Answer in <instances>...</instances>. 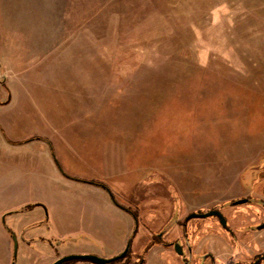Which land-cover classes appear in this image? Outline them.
<instances>
[{
	"label": "rangeland",
	"instance_id": "rangeland-1",
	"mask_svg": "<svg viewBox=\"0 0 264 264\" xmlns=\"http://www.w3.org/2000/svg\"><path fill=\"white\" fill-rule=\"evenodd\" d=\"M45 3H27V18L5 23L18 29L6 39L11 54H1L0 45V80L9 79L14 70L16 79H27L21 94L54 100L37 103L38 112L31 114L24 105L32 110V102L0 113V125L10 140L48 134L54 148L47 158L34 151L40 147L37 142L10 146L0 141V264H12L15 245V264H44L55 249L113 256L118 245L123 249L128 242L125 226L133 225L116 205L139 212L142 227L157 228L185 208L252 197L232 207L231 213L256 224L252 217L261 213L264 201V0ZM208 6L223 10L221 21H202ZM39 11L41 19L30 15ZM2 23L0 34L6 30ZM33 31L45 54H29L26 47L34 45L27 36ZM74 46L82 52L97 51L112 63L114 85L123 88L142 71L152 84L145 96L104 106L114 117L118 111L120 129L106 125L97 134L102 150L98 142L94 151V143L88 145L76 133L77 126L52 129L71 119L63 115L64 85L52 91V83L49 89L41 84L44 70H25L28 63L23 60L29 56H51L50 64L57 65L84 61ZM56 71L47 70L48 76ZM5 96L6 87L0 85V98ZM52 104L63 117H49ZM47 105L50 115L43 110ZM138 115L147 118L145 132L130 129ZM32 204L39 206L23 211ZM194 222L207 225L209 219ZM257 240L264 242V233Z\"/></svg>",
	"mask_w": 264,
	"mask_h": 264
},
{
	"label": "crops",
	"instance_id": "crops-1",
	"mask_svg": "<svg viewBox=\"0 0 264 264\" xmlns=\"http://www.w3.org/2000/svg\"><path fill=\"white\" fill-rule=\"evenodd\" d=\"M40 1L41 0H37V1L33 0V1L28 2L26 0H19V2L12 3L13 1H10V0H0V23L4 22L2 24H3V27L6 28L4 34H0V45H4V48L1 49L2 51L1 54H11V52H6L7 51L6 46L8 45V42L6 39L7 37H12L10 32L18 31V29L16 30L11 29V28H17V26L9 27L8 25L6 26L5 23L6 22L9 23L10 21H15L16 23V22H19L18 20L20 18H27L26 16L28 15H23L25 14L23 7L27 5V3L28 4L30 3V5H33L35 3L36 5L39 6ZM9 5H12V6H9ZM45 5L46 7H49V6L52 7L53 0L52 1L46 0ZM12 8L14 9V13H11ZM215 9H216L215 7L208 6L205 12V17L204 19H202V21H206L208 23L211 22V19H213V21L214 19H216L217 21H221L219 16L223 10L222 9L215 10ZM197 12H201V10L198 8ZM41 14L42 13L39 11V13L37 14H30V15L41 19L40 18ZM12 15H14V17ZM213 27L214 26H210V28H213ZM210 28H208V30ZM28 34H32V35L27 36V38L30 41H32V44L34 45L33 47L32 46L26 47V48L31 49V52L29 54L30 55L33 53L45 54L44 49L41 50L40 49L41 45L36 41V38L39 37L37 32L33 31L32 33H28ZM3 38H4V44L1 43L3 42ZM20 47H22L21 44H20ZM14 48H17V46H14ZM74 49L76 53H78L79 56L83 55L84 61H81V60L78 62L64 61L63 64L57 65L56 63L50 64V62L52 61V58H54L51 56H48V57L46 55L31 56V57L29 56V58H26L25 60H23L24 63L25 62L28 63V65H25V68H26L25 70L26 71L28 70V73L29 72L34 73L38 70H41V71L44 70L45 72L42 71L43 74L40 77L41 84L44 85L47 89H49L50 83H52L53 85L52 91L55 90L59 84L64 85V88L61 94H64L65 97H67V99H66V105H65V112L63 113V115L69 116L71 119L64 121L62 124L58 125L57 127H52V129L56 132V131H59L60 129H65L67 125L69 127L77 126L78 130L76 131V133L82 136V138L85 141H88V145L92 146L94 143L93 145L94 151H97L98 142H99L98 146L102 150L104 144L102 143L101 138H100V141H97V134H99L104 128V126L106 125H109L110 127L115 126L118 130L120 129V123H118V118H117V116H119L118 111H115L117 115L114 117L111 111L109 110L104 111V106L114 107L115 103H119V104L122 103L124 105L125 103H128L131 99H133L134 97H138V95H143L145 88L147 86L149 87V85L152 86V84L150 82V79L145 77L144 71H142V73H138L137 78L132 77L125 84L123 88H121L122 85H119V84L114 85L112 84L113 83L112 75H113V70L115 67L113 68L112 63L103 60L102 59L103 57L100 54H98L97 51L95 52L93 51L89 53L86 50H83L82 52L81 48H77L76 46H74ZM227 52L229 53V50ZM68 55H70V53ZM87 55H89L90 57L88 61H86ZM1 58L2 57H0V59ZM0 66L2 65L0 64ZM48 66H49V69H48ZM51 68L56 69L57 71L55 74L48 76L49 72H47V70H50ZM12 71H13L12 76L9 79H6V77L4 76V79L0 80V85H5L6 91H7V96H5V98L3 99L0 98V113L1 112L6 113L9 110H13L16 107H19L20 103H31L32 102V107H31L32 110H30V107L28 105H24L25 110L28 111L29 114H31L32 112H38L39 107L37 103L54 101L44 95L37 96L33 92L28 93V94H24V93L21 94V92H19V89L20 88L22 89L25 86L27 79L22 82L19 81L18 79H16L17 73H15L14 70ZM35 82L38 83L39 81L36 80ZM114 83H118V82H114ZM54 84H56V86H54ZM160 97H161V94H159V98ZM48 108L50 107H48L47 105L46 107L43 108V110L48 111L49 115L51 114L49 110H52L53 116L44 114L45 118H47L48 116L51 118L52 117L54 118L63 117L59 113L55 112V109H56L55 104H52L49 110ZM129 118H130L129 121H131V117ZM138 118L139 119L137 120L135 124H133L132 122V124L130 125V129H132L133 127V129H135L136 132H139V131L145 132L146 124L144 122L147 118L143 119L145 118V115L143 116V118L138 115ZM70 136L73 137V134H70ZM66 137H67V133H66ZM0 141L10 146H19V145L27 144L29 142L31 143L37 142L40 144V147L34 151L36 152V154H39V155L43 153L44 156L47 158L52 157V152L54 150L53 143L50 137L48 136V134L45 135L44 137H39V138L33 137L23 142L22 141L14 142L10 140V138L6 134L5 129L1 125H0ZM40 141H45V142H40ZM65 177H67L68 179H73V180L78 181L77 178H72L70 176H65ZM95 187H97V189L101 193H104V189H102L103 190L102 191L101 188H99L98 186H95Z\"/></svg>",
	"mask_w": 264,
	"mask_h": 264
},
{
	"label": "flooded vegetation",
	"instance_id": "flooded-vegetation-1",
	"mask_svg": "<svg viewBox=\"0 0 264 264\" xmlns=\"http://www.w3.org/2000/svg\"><path fill=\"white\" fill-rule=\"evenodd\" d=\"M240 200L247 203L252 201V197ZM235 202L231 200L190 211L185 208L157 228L142 227L139 212L116 205L123 213V217L121 213L120 216L124 220L129 216L133 222L132 227L125 226V236L129 239L123 249L121 243L115 254L108 258L55 249L44 264H264V242L257 240V235L264 233V227L259 228L264 226V201L261 200V213L252 217V220H257L256 224L247 216L231 213ZM35 206L39 205H27L23 211L32 210ZM195 219H209L208 224L211 225L194 222ZM8 232L13 242L14 234L11 230ZM13 249L12 264H15L16 245ZM84 257H95L100 262Z\"/></svg>",
	"mask_w": 264,
	"mask_h": 264
},
{
	"label": "water",
	"instance_id": "water-1",
	"mask_svg": "<svg viewBox=\"0 0 264 264\" xmlns=\"http://www.w3.org/2000/svg\"><path fill=\"white\" fill-rule=\"evenodd\" d=\"M245 202V200H238V201H236L235 203L236 204H242V203H244ZM3 218V217H2ZM262 227H264V226H260L259 228H262ZM84 258H92L95 262H100V260L99 259H97V258H95V257H84ZM67 259V258H66ZM92 260V261H93Z\"/></svg>",
	"mask_w": 264,
	"mask_h": 264
}]
</instances>
